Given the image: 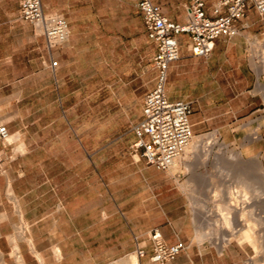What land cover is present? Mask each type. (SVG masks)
<instances>
[{
	"label": "crops",
	"instance_id": "crops-1",
	"mask_svg": "<svg viewBox=\"0 0 264 264\" xmlns=\"http://www.w3.org/2000/svg\"><path fill=\"white\" fill-rule=\"evenodd\" d=\"M152 1L162 5L171 19L186 21L184 7L167 0ZM217 1L205 0L208 15L213 14ZM13 3L6 15L12 28L22 29L25 38L21 47L13 49L23 48L30 54L33 24L19 17V0ZM94 3L43 0L47 11L59 12L68 20V43L49 50L41 35L35 38L38 45L33 58L21 60L14 52L0 56V87L8 88L0 92V126L5 124L11 134L20 136L12 143L0 137V250L7 264H18L12 255L14 244L24 264H131L138 239L148 244L139 264H157L150 260L148 236L157 227L168 243H185V249L168 264H221L222 256H229L227 249L219 253L214 246H202L193 239L188 197L170 171L173 167L159 169L130 151L137 139L133 124L142 118L144 96L156 79L143 95L140 111L127 113L123 122L113 119L111 97L102 108L80 106L79 101L65 106L74 95L71 88L67 93L61 88L73 84L80 52L91 46L103 51L105 45L116 52L127 43L132 0H121L127 13L109 27L111 42L84 44L85 36L91 34V28L86 29L90 15L78 5L91 8ZM140 14L139 32L151 44L154 64L157 45ZM236 25L238 33L218 37L209 57L194 55L188 34L179 35L181 57L169 67L167 93L171 99L191 102L194 133L201 129L196 113L205 97L248 98L247 89L256 82L255 71L247 69L245 50L249 35H264V14L250 6ZM253 43L263 48L264 42L255 39ZM53 59L58 60L55 68ZM23 223L28 227L20 237L17 227Z\"/></svg>",
	"mask_w": 264,
	"mask_h": 264
},
{
	"label": "rangeland",
	"instance_id": "rangeland-1",
	"mask_svg": "<svg viewBox=\"0 0 264 264\" xmlns=\"http://www.w3.org/2000/svg\"><path fill=\"white\" fill-rule=\"evenodd\" d=\"M13 1L0 0V56L4 57L8 52L10 54L14 52L17 55L16 58L21 60L24 56L33 58L37 53L34 48L38 45L35 38H41L43 34L36 26L30 25L33 38L32 51L30 54L23 48H16L17 50L14 51L13 48L23 45L25 38L23 32H20L22 29L12 28L9 16L6 15V12H10L14 8ZM167 1L173 6H181L185 9L184 2H189V0ZM19 5L18 14L21 17L20 0ZM88 6L87 4L78 5V8L90 15L86 29L88 30L90 27L91 34L85 36L84 44L100 43L104 45L106 42H111L108 29L111 25L118 24L120 18L123 19L127 13L126 5L122 4L121 0H95L91 8ZM129 6L131 10L128 9L126 46L121 49L118 47L116 52L110 51L106 45L103 46V51L94 50V46H91L89 50L80 52L78 73L73 84L71 87L66 84L67 86L63 85L61 88L65 93L69 92L71 88L72 95H74L65 106L79 101L80 106H84L83 103H85V106L102 108L107 106L108 97H111L113 119L119 118V122L125 121L127 113L132 114L140 111L143 95L156 79V68L151 60L150 42L145 37L141 39L139 32L141 14L136 0H132ZM255 39L264 42V35H249L248 37V46L245 50L247 69L255 71L256 74L255 84H251L247 89L246 94L249 93V97L241 96L239 99L231 100L205 97L204 106L199 108L196 113L198 120H201V129L194 135L215 140L214 136L219 134V142H224L227 145V152L216 145L210 155H199L192 171L183 172V169H180L174 175L178 186L188 197L194 223L193 239L202 246H214L219 253L226 252L227 249L229 256H222L221 264L230 262L264 264V256L256 253L247 241L240 242L238 236L229 239L225 246L222 244H224V238L228 237L227 235L222 237L221 234L216 233L213 238L201 240L198 237L200 228L208 234H214L218 227L227 231L226 228L220 227L221 222L218 221L220 215L215 187L224 180L233 189H239L240 174L250 169L251 158L258 153L264 155V53L261 45L253 43ZM68 41L61 46H65ZM7 90L5 85H1L0 92L2 94ZM250 93H254L255 96ZM232 95L234 96V93ZM257 134L259 137H256ZM239 150L244 152V161H238L236 155L232 153ZM224 155L227 167H223L221 164ZM1 168L2 164L0 163ZM170 171L174 172V169L172 168ZM191 177L193 186H183V183ZM258 224L257 227L264 231V224ZM27 227L25 223L17 227V235L24 237Z\"/></svg>",
	"mask_w": 264,
	"mask_h": 264
},
{
	"label": "built area",
	"instance_id": "built-area-1",
	"mask_svg": "<svg viewBox=\"0 0 264 264\" xmlns=\"http://www.w3.org/2000/svg\"><path fill=\"white\" fill-rule=\"evenodd\" d=\"M20 4L21 17L41 31L49 50L68 41L71 27L63 14L47 11L43 0H20ZM137 6L149 36L157 45L153 56L157 78L154 88L144 96L142 118L133 126L137 139L130 151L133 156L144 157L147 164L167 171L194 136L191 102L171 99L167 93L169 67L181 57L179 35L188 34V47L194 55L209 57L218 37L238 33L236 22L246 15L250 6L264 14V0H218L212 15L207 14L205 0H191L186 5L185 22L171 19L162 5L152 0H138ZM57 65L58 60L53 59L52 66ZM0 137L7 142L11 137L5 124L0 126ZM148 236L152 248L150 260L154 263L168 264L185 249L183 242L168 243L157 227ZM147 247V243L137 239L139 257L147 254Z\"/></svg>",
	"mask_w": 264,
	"mask_h": 264
},
{
	"label": "bare ground",
	"instance_id": "bare-ground-1",
	"mask_svg": "<svg viewBox=\"0 0 264 264\" xmlns=\"http://www.w3.org/2000/svg\"><path fill=\"white\" fill-rule=\"evenodd\" d=\"M262 46V52L264 53V44ZM214 137L216 138L215 140H209L202 136L194 135L177 157L173 165V173H176L180 169H183V172L192 171L199 155H210L216 145H219L221 149L227 152V145L224 142H219V134ZM256 137H259V134ZM19 138V134H11L8 142H14ZM232 153L236 155L238 161L245 160L242 150ZM250 161V169L240 174L239 189H233L224 180L220 181L215 187V196L217 197L218 212L220 215L218 221L221 222L220 227L226 228L227 231L225 229L221 230L218 227L214 234H208L200 228L198 230V237L201 240L203 238H213L216 233L221 234L222 237L227 235L228 237L224 238V244H222V246H225V243L229 239L238 236L240 242L247 241L256 253L264 256V231L259 229L260 227H257L258 223L264 224V155L259 153L255 154ZM221 164L223 167H227L225 155L222 156ZM183 186H193L192 177L187 179L183 183ZM13 246L12 255L15 256L18 264H24V258L20 253L19 246L16 244ZM139 262V256L136 253L131 258V264H139ZM0 264H7V260L1 250Z\"/></svg>",
	"mask_w": 264,
	"mask_h": 264
}]
</instances>
